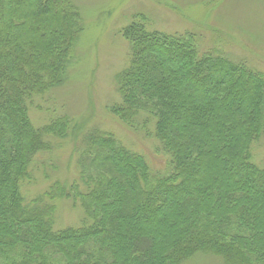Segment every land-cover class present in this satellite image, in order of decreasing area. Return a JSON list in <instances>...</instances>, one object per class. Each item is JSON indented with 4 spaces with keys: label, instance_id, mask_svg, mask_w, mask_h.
Returning a JSON list of instances; mask_svg holds the SVG:
<instances>
[{
    "label": "trees",
    "instance_id": "obj_1",
    "mask_svg": "<svg viewBox=\"0 0 264 264\" xmlns=\"http://www.w3.org/2000/svg\"><path fill=\"white\" fill-rule=\"evenodd\" d=\"M148 21L122 30L129 60L116 77L121 102L107 109L129 128L152 127L167 158L158 172L82 120L33 125L30 109L67 81L82 14L73 0H0V264H264V73ZM71 133L86 134L77 176L52 180L56 168L28 198L36 159ZM64 199L82 216L56 230Z\"/></svg>",
    "mask_w": 264,
    "mask_h": 264
},
{
    "label": "rangeland",
    "instance_id": "obj_2",
    "mask_svg": "<svg viewBox=\"0 0 264 264\" xmlns=\"http://www.w3.org/2000/svg\"><path fill=\"white\" fill-rule=\"evenodd\" d=\"M81 11L84 31L76 45V57L67 71V81L48 93L40 104L30 109L29 117L41 127L63 114L82 123L84 132L94 128L110 132L123 144L142 153L155 172L167 165L159 141L149 130L132 129L113 117L107 107L120 103L116 77L129 60V44L122 30L140 16L151 29L169 34L192 32L201 36V49H215L233 61L245 60L264 73V0H73ZM45 95V96H47ZM44 96V97H45ZM43 98V97H39ZM37 107V105H36ZM56 111V113L53 112ZM142 120L140 119L139 122ZM83 134L74 140L51 139L52 152L41 154L34 164L38 180L24 189L31 198L46 188L42 175L69 179L77 176L78 149ZM255 159L264 162V138L255 146ZM56 226L78 224L80 207L73 209L67 200L56 203ZM191 264H222L211 256H197Z\"/></svg>",
    "mask_w": 264,
    "mask_h": 264
}]
</instances>
